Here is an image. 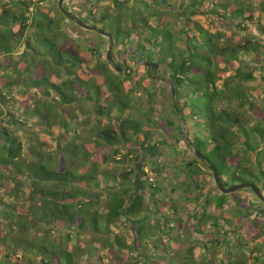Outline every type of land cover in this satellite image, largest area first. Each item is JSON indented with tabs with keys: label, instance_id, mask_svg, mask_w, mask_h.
<instances>
[{
	"label": "trees",
	"instance_id": "1",
	"mask_svg": "<svg viewBox=\"0 0 264 264\" xmlns=\"http://www.w3.org/2000/svg\"><path fill=\"white\" fill-rule=\"evenodd\" d=\"M42 3L0 0V264H264V202L251 187L200 195L212 166L225 186L250 183L264 194V25L255 16H264V0H149L128 27L121 18L108 24L113 53L133 47L138 61L158 64L155 74L143 63L117 71L102 44L87 47L94 62L85 57L86 45L61 25L71 19L58 5L61 17H51ZM160 4L186 10L182 29L162 24ZM197 12L238 31L204 27ZM151 83L169 91L177 126ZM167 126L179 130L170 145L183 154L177 139L185 140L190 158L108 169L139 161L135 146L148 150ZM180 166L183 179L164 177ZM134 174L160 195L198 193H185L199 204L188 230L173 224L189 207L166 197L152 211ZM120 220L135 224L131 241L112 231ZM197 244L225 248L223 256L198 262Z\"/></svg>",
	"mask_w": 264,
	"mask_h": 264
},
{
	"label": "rangeland",
	"instance_id": "2",
	"mask_svg": "<svg viewBox=\"0 0 264 264\" xmlns=\"http://www.w3.org/2000/svg\"><path fill=\"white\" fill-rule=\"evenodd\" d=\"M122 2V4L117 5L112 2V4L109 1H103V2H96L94 0H68L66 3L67 7L70 8L69 11L75 13L78 15L82 20H87L88 23H96L98 20L101 21L102 24L99 26L106 29L105 25L110 24L111 29H113L116 26V21L121 18L125 20L126 22L123 24V28H126L130 25L129 17L133 14L135 11L139 10H146L147 5L146 2L149 0H119ZM145 2V4H144ZM162 4V3H161ZM160 4V7L158 5H155V10H158L159 14L161 16L162 24L167 25L170 30L173 31H179L182 29V26L184 24V19L186 16V10L183 7H178L177 11H162V6ZM57 0H43V3L39 6V10L46 12L48 15H50L53 18H60L61 15L59 14V11L57 9ZM151 11H153V8H149ZM200 11L202 10V7H199ZM88 10H92V14L89 15ZM256 18L261 20V23L264 25V16L260 13H255ZM88 17V18H87ZM159 19L157 16L155 20ZM193 19L199 21V23L204 27H209L211 30L220 31L223 35H231L233 30L236 29L238 31V28L234 27L233 22L230 21H223L221 24H216L211 16L204 12H197ZM96 20V21H94ZM62 26H64L65 30L69 33L71 37H74L79 41V43L83 46L84 44L86 46H83L80 48L81 53L85 56L90 58L93 62L95 61V55L92 54L87 47L89 44H102V46L99 48L100 54H102L103 57H105L108 46H109V40L106 36L103 38H99L92 32L91 30H88L86 28H83L76 24L75 22L72 23L71 20L68 18H65L61 21ZM141 26H138L137 29L133 30V33L139 34L142 33ZM241 33V32H240ZM239 35L241 36V34ZM114 44V43H113ZM148 47V45H147ZM134 48L130 47L126 50H122L119 54L113 53V46L111 49L110 56L111 58L115 55L116 61L112 59V62L116 65L118 64L121 67V71H128L127 68L136 66L137 63H141L138 61V57L136 54L133 53ZM129 69V68H128ZM150 88L154 90L156 89V97L161 101L163 104L161 110L166 109L165 111H162V115H169L170 119H172L177 126V121L175 118V115L169 111L170 109V101H169V91L166 87H163L162 85L155 86V84H150ZM161 105V104H159ZM167 112V113H166ZM185 131V128H183V132ZM173 132H178L179 130L174 131L170 126H167L166 129L160 128L159 131L156 134V141L153 143V145L148 149L144 150L140 146L136 145L135 153L140 155V160H133L132 162H126V163H116L108 167L109 170L119 173V171L126 169H131L132 166L136 167V170L138 166L141 164V167L144 168L145 171H149V168L153 165V163L158 162V160H166L170 162H175L176 160L180 159V157L187 156V158H190L191 151L187 148L185 140H182L178 137L177 139V148L178 149H184V152L182 154L181 151L176 150L175 146H171V137ZM181 132V131H180ZM177 135V136H178ZM40 140L45 143H52L53 141L45 136L41 135ZM173 141V140H172ZM126 149L123 148V153L125 154ZM132 159L133 156H131ZM186 158V157H185ZM185 163V162H183ZM181 169H166L164 170V177L172 179L174 182H177L184 177V171L182 170V166H180ZM137 173V172H136ZM204 178L206 179V186L203 188V192H201L200 195L206 193L209 195L213 194V191L217 189V186L215 184L213 174L211 172H208L204 175ZM162 179L161 176L158 178H155L156 180ZM28 182H25V188L28 191ZM133 184L135 185L136 189L138 190H144L148 196H151L147 200V205L152 209V211H155L157 208V201H164L166 197H171L175 199L176 203H178L179 206H188L190 210H184L183 212H180V218L175 222L179 221V225H177L178 230L182 229L183 225L187 227V230L191 226L190 217L189 214L191 211L195 210L199 204L196 202L191 203L189 198H186L185 193L188 191V189L192 192V195L195 196L198 194L194 189L192 190L190 186H187L184 189L177 190L176 192H167V194L160 195L154 191H148L147 188H145V185L143 181L141 180L140 176L138 174H134L133 176ZM192 196V197H193ZM197 204V205H196ZM225 209H227V206H225ZM122 223H117L116 225L111 226V229L113 232L119 233L122 237H124L126 240L131 241L133 238L132 229L135 228V224H129L127 222V226H122ZM210 244V243H209ZM225 249V248H224ZM220 247L213 246L212 248H205L202 244H197L192 251V255L196 259V261L200 262L202 259H205L207 257L214 258L215 260H219L223 256V250ZM231 254L234 257L240 256L237 249L232 248ZM156 253V251H154Z\"/></svg>",
	"mask_w": 264,
	"mask_h": 264
},
{
	"label": "water",
	"instance_id": "3",
	"mask_svg": "<svg viewBox=\"0 0 264 264\" xmlns=\"http://www.w3.org/2000/svg\"><path fill=\"white\" fill-rule=\"evenodd\" d=\"M63 1L64 0H58L59 9L63 13H65V15H67L73 22H75L79 26H81L83 28H86L88 30L96 31L97 33H99L101 35H104V36H106L108 38L109 46H108V50H107V55H108V57L110 59V57H111L110 53H111V49H112V46H113V43H114L112 32H110L109 30L98 26L97 24H88V23H86L78 15H76L75 13H73V12L67 10L66 8H64ZM134 51H136V53H137V49L134 48ZM140 62L145 64L147 67H152L154 69V74L156 73L157 67H158L157 63H155V62H144V61H140ZM115 69L117 71H121V67L118 64L115 65ZM179 116H180V113H179ZM180 120L183 123V120H182L181 117H180ZM196 153H197V155L200 156V154L198 152H196ZM211 172L213 174V178H214L215 184H216L217 188L220 190L221 193H223V194L232 193L234 191H237V190H240V189H242L244 187H248L249 186V187H251V189L253 190L255 195L261 201L264 202V194L262 193V191L257 186H255L253 184H250V183H241V184H233V185H230V186H225L223 184V181H222L219 173L217 172V170H216V168L214 166L211 167Z\"/></svg>",
	"mask_w": 264,
	"mask_h": 264
},
{
	"label": "flooded vegetation",
	"instance_id": "4",
	"mask_svg": "<svg viewBox=\"0 0 264 264\" xmlns=\"http://www.w3.org/2000/svg\"><path fill=\"white\" fill-rule=\"evenodd\" d=\"M103 1H109L111 4H112V2L114 3V4H117V2H115L114 0H103ZM103 1H100V2H103ZM118 2H120L119 0H117ZM122 3V2H121ZM65 8V7H64ZM96 23H98L97 25L99 26L100 24H102L101 23V21L100 20H98ZM88 24H94V23H91V22H89ZM106 26V29L107 30H109V27H108V25H105ZM104 36V35H103ZM107 54V53H106Z\"/></svg>",
	"mask_w": 264,
	"mask_h": 264
}]
</instances>
